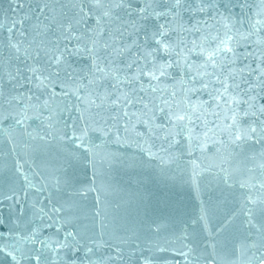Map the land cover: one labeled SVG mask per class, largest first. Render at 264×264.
Instances as JSON below:
<instances>
[{
    "label": "water",
    "instance_id": "obj_1",
    "mask_svg": "<svg viewBox=\"0 0 264 264\" xmlns=\"http://www.w3.org/2000/svg\"><path fill=\"white\" fill-rule=\"evenodd\" d=\"M147 2L149 12L167 15L141 20L119 9L100 38L101 43L115 40L117 47L127 48L133 41L139 44L122 55H112L114 74L123 79L125 71H135V65L131 70L127 65L156 47L151 37L160 24L176 29L166 39L173 44L183 40L189 49L196 46V51L184 53L188 69L173 68L168 77L152 81L155 92L144 81L148 93H140L143 102L128 109L130 120L121 119L123 109L119 115L105 111L104 119L91 123L84 135L80 114L85 105L72 94L78 82L66 87V82L53 78L42 93L35 88L30 91L28 85L14 90L5 83L0 98V264H264V219L257 217L252 225L247 224V190L238 183L254 177L257 189L253 194L264 191L259 189L264 180V169L259 167L264 163L259 156L264 141L247 145L238 155L239 149L217 143V136L209 133L205 137L203 123L189 129L190 141L188 131L181 133L166 126L159 111L169 105L183 109L192 96L190 89L201 86L202 81L193 80L198 72L219 73V67L214 69L212 64H219L224 57L211 53L226 38L221 14L228 16L230 10L239 20L241 10L232 7L235 0H212V8L204 3L205 12L197 11L201 0H182L177 15L175 0ZM145 3L131 0V7L139 9ZM247 3L251 5L247 9L251 23L264 20L261 0ZM80 6L77 4L76 10ZM33 7L36 0H0V50L5 57L9 29L14 39H23L19 22ZM33 22L24 23L26 31ZM180 25L185 29L196 25L199 31H184ZM94 26L95 17H91L80 25V31ZM122 26L128 29L123 36L116 31ZM257 29L264 37V27L257 24ZM242 30L255 32L249 23ZM251 38L255 40L257 35ZM252 48L241 46L237 51L243 56ZM154 57L157 64L168 61L162 53H154ZM249 61L253 67L260 62L248 56L244 63ZM89 63L82 58L71 60L77 70ZM256 90L260 92L258 106L264 105V89ZM86 94L81 90L80 95ZM199 95L208 99L206 93ZM192 102H196L195 97ZM144 104L148 109H143ZM169 132L177 141L171 147L164 141ZM81 136L83 141L78 139ZM73 152L79 157L75 182L57 192L56 178L62 179L64 158ZM253 155L255 159L246 158ZM225 176L232 187L224 183ZM194 177L198 187L193 186ZM205 210L206 221L201 219ZM102 241L103 246H99Z\"/></svg>",
    "mask_w": 264,
    "mask_h": 264
},
{
    "label": "snow or ice",
    "instance_id": "obj_2",
    "mask_svg": "<svg viewBox=\"0 0 264 264\" xmlns=\"http://www.w3.org/2000/svg\"><path fill=\"white\" fill-rule=\"evenodd\" d=\"M204 3H207L210 8L214 7L212 0H201L197 11H207L203 6ZM261 3L264 4V0H261ZM77 4L81 5L78 10H76ZM181 5L182 0H175L173 8L177 10V15L180 14L178 10ZM150 6V2L147 0L145 6L139 9L131 7V0H36V7L30 8L19 22L21 24V28L18 30L19 36L23 39H14L10 28L7 57L0 50V98L4 95L5 83L14 90L28 85L30 91L35 88L42 93L48 87V82L56 78L66 82V87L68 83L78 82L77 88L72 94L76 95L78 101L85 105L80 114V119L85 125L84 135H87V128L91 126V123L99 124L100 120L104 119L103 112L105 111L117 112L119 115V110L123 109L121 119L128 118L130 120L128 109L143 102L140 93L145 95L148 93V89L144 87V81H147L149 87L155 92L157 89L152 81L159 82L161 77H168L170 69H188V60L184 53L196 51V46L189 49L183 40H178L173 44L166 39L169 32L176 31V29L160 24L158 30L153 32L151 37L156 47L152 50H145L143 56L138 55L127 65L129 70L133 69L135 65V71L131 74L125 71L123 79L118 74H114L117 70L113 69L112 55L114 53L122 55L132 46L139 47V44L137 41H133L132 45L124 48L117 47L115 40L112 43L107 41L101 43L100 38L106 32V25H111L113 17L119 9H123L127 16L131 17L135 14L141 20L167 15L164 12H149ZM232 7L240 8V19L236 20L230 10L228 16L221 14L226 38L222 39L216 51L211 53L214 57L219 55L224 57L219 64L216 62L212 64L214 69L219 67V73L198 72L193 80L202 81L201 86L190 89L192 96L188 97L189 102L184 105L183 109L179 106L173 108L169 105L167 110L160 108L159 111L164 117L166 126L170 129H177L181 133L188 131L190 141L193 137L189 129L198 128L199 124L203 123L206 128L203 133L205 137L209 133L217 136L219 138L217 143L224 144L225 148L231 146L232 150L239 149L240 152L237 153L239 155L245 151L247 145L260 144L264 141V119L260 118L264 116V105L258 106L257 97L260 92L256 90L257 87L264 89V79H261L264 77V37L258 35L259 29H257V24L264 27V20L251 23V16L247 11L251 5L247 3V0H235ZM91 17H95V26L81 32L80 25L85 24ZM26 21H34L28 31L23 27ZM199 23L201 21H197V24ZM237 23L240 25L239 28L236 27ZM245 23H249L255 32L249 30L246 33L243 31ZM15 24L16 22L13 23V28H15ZM131 27L139 31L136 23H132ZM180 27L184 31L193 29L199 31L196 25H193L192 29H185L183 25ZM233 29H235L234 33ZM127 30L126 26L116 29L121 36ZM253 35H257L255 40L251 38ZM237 36L239 39H236ZM73 42L74 46H71ZM248 45L253 46L252 51L242 56L237 49ZM2 47L3 45H0V48ZM257 50H259L258 53ZM154 53H162L168 57V61L157 64ZM173 54L175 59H173ZM200 55H203V52ZM248 56H252L260 62L256 63L255 67H253L252 61L244 63ZM72 58L87 59L90 63L84 69L77 70L72 67ZM237 61L240 62L239 65ZM213 76L215 79H211ZM5 77H7V81H5ZM205 77L209 79H205ZM122 85H126V87ZM81 90L87 94L80 95ZM204 93L208 96L207 100L200 98L199 94ZM193 97L196 98L195 103L192 102ZM12 99H16V97H12ZM31 99L30 96L29 100ZM45 103L47 102L45 101ZM143 109H148V104H144ZM143 109L138 111L142 112ZM89 114H92L91 122L88 119ZM131 115H136V113H131ZM202 115L203 119H201ZM209 116L212 118L209 119ZM253 116L256 119L250 121L248 118ZM112 118L115 119V117ZM148 122L151 124V117ZM117 130L119 131V129ZM83 138V136L78 137L81 141ZM164 141L169 144V147L177 142L171 132L165 135ZM145 151H150V149H145ZM259 156L264 159V147L261 148ZM246 158L255 159V155ZM161 160L163 162V157ZM78 162L79 157L75 152L64 158L63 177L62 179L57 177L55 182L57 192L73 186ZM259 167L264 169V163H261ZM253 179L255 178L238 181L239 187L247 190L244 203L247 205L245 216L248 218V225H252L257 217L264 219V191L258 190L256 194H253L252 190L257 189V184L253 183ZM228 180L229 176H225L224 183L232 187L231 184H228ZM193 186L198 187L195 177ZM259 189H264V180L260 181ZM56 211L60 212L62 209H56ZM201 219L206 221L207 210L202 213ZM103 243L102 241L99 246H103Z\"/></svg>",
    "mask_w": 264,
    "mask_h": 264
}]
</instances>
